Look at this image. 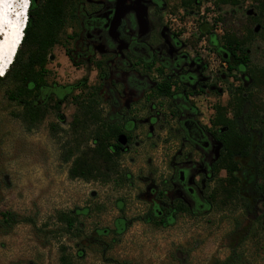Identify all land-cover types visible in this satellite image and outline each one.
<instances>
[{
	"label": "flooded vegetation",
	"instance_id": "1",
	"mask_svg": "<svg viewBox=\"0 0 264 264\" xmlns=\"http://www.w3.org/2000/svg\"><path fill=\"white\" fill-rule=\"evenodd\" d=\"M29 2L33 129L85 165L72 180L109 174L120 215L132 202L148 231L188 229L171 264L203 247L208 264H264V0ZM131 222L95 234L113 244Z\"/></svg>",
	"mask_w": 264,
	"mask_h": 264
},
{
	"label": "rangeland",
	"instance_id": "2",
	"mask_svg": "<svg viewBox=\"0 0 264 264\" xmlns=\"http://www.w3.org/2000/svg\"><path fill=\"white\" fill-rule=\"evenodd\" d=\"M20 49L19 58L24 60L26 50ZM60 67L61 83L73 78L71 67ZM59 77L51 72L47 82ZM12 89L13 85H0V214L12 213L18 223L7 228L0 222V264H59L62 255L72 264H171L167 261L171 251L179 247L186 251L192 240L188 229L148 231L135 221L141 208L132 202L120 215L115 200L127 193L109 180L100 178L97 184L70 180L68 166L57 160L45 127L26 132L12 116L21 111L17 102L7 99ZM86 208L88 214L77 218L76 237L75 231L66 233L56 221L59 212ZM118 216L132 222L115 243L96 236V230L111 228ZM80 251L83 256L78 258ZM207 252V247L199 248L184 264H208Z\"/></svg>",
	"mask_w": 264,
	"mask_h": 264
},
{
	"label": "trees",
	"instance_id": "3",
	"mask_svg": "<svg viewBox=\"0 0 264 264\" xmlns=\"http://www.w3.org/2000/svg\"><path fill=\"white\" fill-rule=\"evenodd\" d=\"M25 42L26 37L24 36L22 44ZM20 51L21 49L19 47L12 65L6 71L5 75L0 78V85H13V89L11 91H7V99L10 102H17L21 111L13 113L12 116L20 120L26 132H30L34 128L37 120L45 115V111L42 110L36 113L34 107L32 106V98L34 95L33 90L30 89V86L26 87L28 81L34 79V76L37 74L34 73V68L28 63L30 59H33L34 55H26V58L21 60L19 58ZM86 170L87 169H85V165L83 163L75 162L68 170V177L71 180L75 178L88 180L89 178L85 175ZM101 176L103 182H107L109 180V174H103ZM56 221L64 226L66 233L75 231V237L79 234L80 230L77 227V217L73 214V212H59L56 217ZM0 222L4 225V227L11 228V226L18 223V220L16 215L4 212L0 214ZM24 222L30 223L29 220ZM81 256L83 255L80 251L78 258ZM59 264H72V261L66 255H62L59 259Z\"/></svg>",
	"mask_w": 264,
	"mask_h": 264
},
{
	"label": "bare ground",
	"instance_id": "4",
	"mask_svg": "<svg viewBox=\"0 0 264 264\" xmlns=\"http://www.w3.org/2000/svg\"><path fill=\"white\" fill-rule=\"evenodd\" d=\"M20 1L0 0V69H3L4 75L12 65L24 32L23 14L21 13L24 7ZM9 8H11L10 11ZM10 61H12L11 64H9Z\"/></svg>",
	"mask_w": 264,
	"mask_h": 264
},
{
	"label": "built area",
	"instance_id": "5",
	"mask_svg": "<svg viewBox=\"0 0 264 264\" xmlns=\"http://www.w3.org/2000/svg\"><path fill=\"white\" fill-rule=\"evenodd\" d=\"M20 3H22L23 7H24L23 10L21 11V13L23 14V29L25 30L30 2H29V0H21ZM23 39H24V32L22 33V38L20 41L21 44L19 45V47L22 46Z\"/></svg>",
	"mask_w": 264,
	"mask_h": 264
},
{
	"label": "snow or ice",
	"instance_id": "6",
	"mask_svg": "<svg viewBox=\"0 0 264 264\" xmlns=\"http://www.w3.org/2000/svg\"><path fill=\"white\" fill-rule=\"evenodd\" d=\"M2 72H3V69H0V74H2Z\"/></svg>",
	"mask_w": 264,
	"mask_h": 264
},
{
	"label": "water",
	"instance_id": "7",
	"mask_svg": "<svg viewBox=\"0 0 264 264\" xmlns=\"http://www.w3.org/2000/svg\"><path fill=\"white\" fill-rule=\"evenodd\" d=\"M92 196H94V193H92Z\"/></svg>",
	"mask_w": 264,
	"mask_h": 264
}]
</instances>
